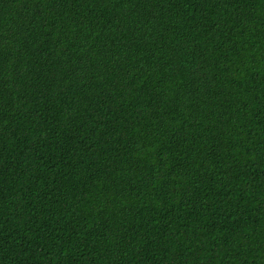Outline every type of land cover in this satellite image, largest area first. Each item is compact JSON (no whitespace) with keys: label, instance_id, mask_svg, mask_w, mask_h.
I'll list each match as a JSON object with an SVG mask.
<instances>
[{"label":"trees","instance_id":"trees-1","mask_svg":"<svg viewBox=\"0 0 264 264\" xmlns=\"http://www.w3.org/2000/svg\"><path fill=\"white\" fill-rule=\"evenodd\" d=\"M0 264H264V0H0Z\"/></svg>","mask_w":264,"mask_h":264}]
</instances>
